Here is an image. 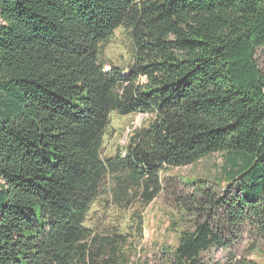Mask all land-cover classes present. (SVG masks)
<instances>
[{
	"label": "trees",
	"instance_id": "16d2710c",
	"mask_svg": "<svg viewBox=\"0 0 264 264\" xmlns=\"http://www.w3.org/2000/svg\"><path fill=\"white\" fill-rule=\"evenodd\" d=\"M119 26L127 73L99 59ZM260 46L264 0H0V264H122L120 236L85 224L106 176L129 174L146 205L162 169L215 152L213 180L181 178L194 220L172 264H203L235 230L263 239ZM113 111L151 118L103 158Z\"/></svg>",
	"mask_w": 264,
	"mask_h": 264
},
{
	"label": "rangeland",
	"instance_id": "374dc122",
	"mask_svg": "<svg viewBox=\"0 0 264 264\" xmlns=\"http://www.w3.org/2000/svg\"><path fill=\"white\" fill-rule=\"evenodd\" d=\"M132 50L128 28L119 26L102 43L99 59L105 70L117 66L127 73ZM255 60L264 69V46L256 49ZM150 118L145 112L122 115L113 111L103 135L101 156L113 157L118 150L123 153L132 132L146 125ZM221 163V154L215 152L192 164L162 169L164 189L146 205L141 201V188L131 184L129 174H108L85 224L98 233L120 236L122 264H172L167 252L177 245L181 230L193 228L194 220L190 212L179 210L174 201L187 188L181 178L188 182L196 177L213 180ZM226 240V246H214L202 253L203 264H231L230 261L240 259L264 264V238H256L253 232L235 230Z\"/></svg>",
	"mask_w": 264,
	"mask_h": 264
}]
</instances>
